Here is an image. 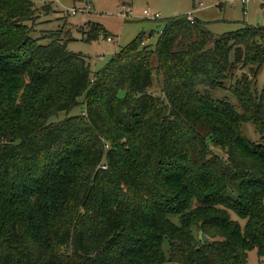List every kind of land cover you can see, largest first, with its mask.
I'll return each mask as SVG.
<instances>
[{
    "label": "trees",
    "instance_id": "trees-1",
    "mask_svg": "<svg viewBox=\"0 0 264 264\" xmlns=\"http://www.w3.org/2000/svg\"><path fill=\"white\" fill-rule=\"evenodd\" d=\"M35 15L32 0H0V264L263 259L264 27L214 37L168 18L154 49L141 33L92 76L61 31L32 37ZM237 69L240 112L209 94Z\"/></svg>",
    "mask_w": 264,
    "mask_h": 264
},
{
    "label": "rangeland",
    "instance_id": "rangeland-1",
    "mask_svg": "<svg viewBox=\"0 0 264 264\" xmlns=\"http://www.w3.org/2000/svg\"><path fill=\"white\" fill-rule=\"evenodd\" d=\"M36 8V17L32 22V37L38 38L44 32L55 33L61 31L60 37L66 48L72 53L82 54L88 60L90 71H100L122 47L126 46L137 35L152 34L145 39V45L155 48L158 35L163 28V21L177 16L191 15L192 18L206 24L208 31L214 36L233 32L244 24L253 27H264V7L258 0H249L244 7L240 0H32ZM199 3L201 5L199 6ZM124 6L131 13L123 18L121 8ZM77 9L72 15L69 10ZM245 10V11H243ZM158 14L156 20L145 18L142 13ZM97 30L96 39L87 42L92 31ZM111 42L106 40L107 37ZM47 43V41H42ZM212 41L208 44L212 47ZM248 73L247 69L235 70L233 75L224 82L223 88L209 90L213 100L228 102L236 111L240 107L235 97L228 90L235 83L241 73ZM264 89V64L255 74L252 91L260 93ZM150 91L160 96L156 75ZM84 95L78 100L83 101ZM83 113V108L76 107L69 113H60L51 122L60 121L67 116ZM241 131L251 143H259L260 135L250 122L241 125ZM233 219L236 217L232 216ZM173 222L177 223L176 218ZM243 225V223L241 222ZM193 236L197 240L199 234L193 229ZM167 250V242L163 245ZM247 264H264V258L258 260L256 250L248 253Z\"/></svg>",
    "mask_w": 264,
    "mask_h": 264
},
{
    "label": "built area",
    "instance_id": "built-area-1",
    "mask_svg": "<svg viewBox=\"0 0 264 264\" xmlns=\"http://www.w3.org/2000/svg\"><path fill=\"white\" fill-rule=\"evenodd\" d=\"M249 0H240V3L242 4V6L244 7V5L248 2ZM260 6L263 8L264 7V0H258ZM201 5V3H199V6ZM76 10L75 8H72L71 10H69V12L74 15L76 13ZM245 11V10H243ZM131 13L130 10H127V8H125L124 6H122L121 8V15L123 18H126L127 15ZM142 15L145 17V18H150V19H153V20H156L159 18V15L158 14H154V13H149L148 11H143ZM187 20L189 21L190 24H193L194 22V18H192L191 15H187ZM106 40L108 42H111L112 39L110 37H107Z\"/></svg>",
    "mask_w": 264,
    "mask_h": 264
},
{
    "label": "water",
    "instance_id": "water-1",
    "mask_svg": "<svg viewBox=\"0 0 264 264\" xmlns=\"http://www.w3.org/2000/svg\"><path fill=\"white\" fill-rule=\"evenodd\" d=\"M207 240L206 236L203 233H200V241L205 242Z\"/></svg>",
    "mask_w": 264,
    "mask_h": 264
}]
</instances>
